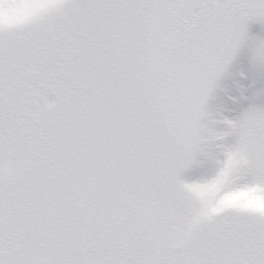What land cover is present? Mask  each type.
<instances>
[{
  "label": "rangeland",
  "instance_id": "obj_1",
  "mask_svg": "<svg viewBox=\"0 0 264 264\" xmlns=\"http://www.w3.org/2000/svg\"><path fill=\"white\" fill-rule=\"evenodd\" d=\"M224 257L264 264V0H0V264Z\"/></svg>",
  "mask_w": 264,
  "mask_h": 264
},
{
  "label": "flooded vegetation",
  "instance_id": "obj_2",
  "mask_svg": "<svg viewBox=\"0 0 264 264\" xmlns=\"http://www.w3.org/2000/svg\"><path fill=\"white\" fill-rule=\"evenodd\" d=\"M131 33L135 35V29H134V27H132V31H131ZM140 33H142V35L145 34L144 28H141ZM175 34H176V33H175ZM175 34H174V35H175ZM126 38H127V42H126V44H127V45H133V41H132L131 36L128 35V36H126ZM164 39H165L164 42L167 43V44H168V42H169V43L171 42V41L168 40L167 37H165ZM172 42L176 45V47L179 46V43L177 42V39H176V38H175ZM163 45H166V44H163ZM134 46H135V47L138 46L139 48L142 47V45H133V47H134Z\"/></svg>",
  "mask_w": 264,
  "mask_h": 264
},
{
  "label": "trees",
  "instance_id": "obj_3",
  "mask_svg": "<svg viewBox=\"0 0 264 264\" xmlns=\"http://www.w3.org/2000/svg\"><path fill=\"white\" fill-rule=\"evenodd\" d=\"M230 260V259H229ZM225 262H227L226 264H229V262L226 260L225 261V257H224V259H223V261H222V263L221 264H225Z\"/></svg>",
  "mask_w": 264,
  "mask_h": 264
}]
</instances>
